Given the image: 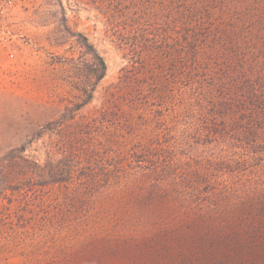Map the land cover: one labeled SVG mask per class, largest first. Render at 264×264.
Here are the masks:
<instances>
[{
	"label": "rangeland",
	"instance_id": "374dc122",
	"mask_svg": "<svg viewBox=\"0 0 264 264\" xmlns=\"http://www.w3.org/2000/svg\"><path fill=\"white\" fill-rule=\"evenodd\" d=\"M225 2L18 0L0 264H264V34L232 52Z\"/></svg>",
	"mask_w": 264,
	"mask_h": 264
},
{
	"label": "trees",
	"instance_id": "16d2710c",
	"mask_svg": "<svg viewBox=\"0 0 264 264\" xmlns=\"http://www.w3.org/2000/svg\"><path fill=\"white\" fill-rule=\"evenodd\" d=\"M192 0H183L185 4H188ZM224 9L228 10V24L227 30L229 36L226 38V45L230 46L232 52L238 53L242 48H250L255 50V45L258 42L256 36L264 34V0H225ZM199 4L204 3V0H198ZM236 5L240 6L238 10ZM196 8V6L194 7ZM187 12L191 13V11ZM169 21V20H168ZM249 26V30L245 33V29L242 27ZM248 29V28H247ZM245 34V37H243ZM247 36V37H246ZM226 37V36H225ZM242 37V39H241ZM80 45L85 54H88L93 66L91 70L94 74L95 82H99L103 79L106 72V65L103 58L96 52L94 47L87 41L85 37L79 35ZM245 38V39H244ZM250 38L249 43L247 40ZM242 61H237L238 66H241ZM91 96L88 95L87 100H90ZM214 132V130H212ZM249 132V131H248Z\"/></svg>",
	"mask_w": 264,
	"mask_h": 264
},
{
	"label": "built area",
	"instance_id": "2783aa9c",
	"mask_svg": "<svg viewBox=\"0 0 264 264\" xmlns=\"http://www.w3.org/2000/svg\"><path fill=\"white\" fill-rule=\"evenodd\" d=\"M18 0H0V59L11 44L12 34L9 29L12 20L13 9Z\"/></svg>",
	"mask_w": 264,
	"mask_h": 264
}]
</instances>
